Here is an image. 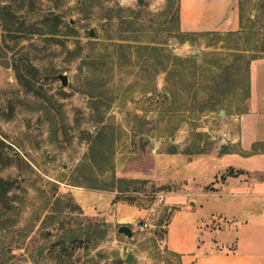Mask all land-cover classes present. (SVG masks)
<instances>
[{"label": "rangeland", "instance_id": "374dc122", "mask_svg": "<svg viewBox=\"0 0 264 264\" xmlns=\"http://www.w3.org/2000/svg\"><path fill=\"white\" fill-rule=\"evenodd\" d=\"M35 8L26 13L27 21L42 18L49 11L61 13L73 26L75 35H59L55 41L34 36L16 45L7 39L0 53V141L5 144L9 165H0V176L13 181L8 193L9 206L0 203V264H178V257L166 249L164 240L175 205L174 193L181 192L195 181H207L217 169L218 144L230 142L231 110L225 116L219 112L186 119L173 136L158 138L140 134L132 140L130 113L143 114L150 106L141 95L123 105L120 101L109 111L120 132L121 145L115 156L117 177L147 180L138 183L143 190L118 195L117 191L87 186L86 173L80 171L90 162L88 151L96 125L89 120L87 96L80 91V58L72 59L68 50L81 47L94 39L91 30L102 32L98 16L110 8L125 11L137 9L139 0H98L101 8L89 9L85 0H34ZM146 19H157L168 0H143ZM7 0H0V6ZM25 10V9H24ZM105 10V11H103ZM105 21L104 19L102 22ZM67 32L63 29L62 34ZM1 33V29H0ZM210 38L199 45L169 39L174 53L185 56L195 49H213ZM29 53L40 67V81L46 98L26 93L15 78L11 65L20 55ZM59 73L68 76L63 86ZM164 73L157 78L162 90ZM122 96V92L120 93ZM241 106V105H240ZM156 111L149 109L148 118ZM148 139L141 144L142 136ZM212 146L214 156L189 153L194 144ZM175 146L177 153L166 150ZM167 187L163 190L159 188ZM118 196H133L134 202ZM200 199L199 197L197 198ZM59 210L55 220L46 218L52 209ZM99 225L101 231L96 232ZM121 225L132 228V235L119 232ZM89 230V239L82 235L72 243L68 237ZM102 235L97 239L98 234ZM65 241L61 251L59 240ZM97 244L95 245V243ZM77 245L76 247H74ZM55 248V250H53ZM61 252L58 261L57 254ZM131 259L127 260V255Z\"/></svg>", "mask_w": 264, "mask_h": 264}, {"label": "trees", "instance_id": "16d2710c", "mask_svg": "<svg viewBox=\"0 0 264 264\" xmlns=\"http://www.w3.org/2000/svg\"><path fill=\"white\" fill-rule=\"evenodd\" d=\"M238 1L241 30L237 32L182 31L180 0H168L157 19H146V3L143 0H139L137 9L128 11L118 8L111 13V9L106 8L107 11L98 16L102 32L89 40L88 51L84 53L81 47L68 50L72 59L80 58L82 78H77L80 81L79 89L88 98L89 120L96 125L94 133L87 135L90 140V162H84L80 170L86 173L87 186L124 195L143 190L137 186L138 183H148L147 180L122 178L115 174L114 159L121 145V131L115 126L109 111L118 101L125 105L127 100H133L134 95H141L150 103L148 108L157 112L154 118H148L147 108L142 109L143 114L130 113V120L134 123L131 127L133 141L140 134L158 138L173 136L186 119H200L201 115L221 109H225L227 115L231 110L238 111L235 113L247 110L250 63L264 57V0ZM84 4L89 9L101 8L98 0H85ZM34 8V0H7L6 4L0 6L1 52L2 43L6 46L7 39L14 40L17 45L20 40L36 35L55 41L59 35L66 37L77 33L73 26L65 22L61 13L54 11L34 21H27L26 13ZM103 19L105 21L102 22ZM65 28L67 32L62 34ZM171 37L180 43L196 45H199L200 39L208 37L213 49L181 56L170 48ZM3 63L7 67L11 65L16 80L26 93L46 98L39 83L41 69L29 53L20 55L12 63L8 60ZM161 73L165 76L163 88L159 90L157 78ZM206 144H194L189 153H209L212 146L208 142ZM166 152L177 153V148L172 146ZM9 164L5 144L0 141V165ZM14 187L13 181L0 176V203L3 206H9L8 193ZM118 197L135 201L133 196ZM60 210L54 207L46 218L54 221ZM95 230L101 231L99 225L95 226ZM89 234V230H85L68 237L75 243L82 235L89 239ZM101 237L100 233L97 239ZM64 242L63 239L58 242L61 251L66 248ZM56 257L60 261L61 252ZM178 260V264H182ZM122 262L118 260L116 264Z\"/></svg>", "mask_w": 264, "mask_h": 264}, {"label": "crops", "instance_id": "0c3cea01", "mask_svg": "<svg viewBox=\"0 0 264 264\" xmlns=\"http://www.w3.org/2000/svg\"><path fill=\"white\" fill-rule=\"evenodd\" d=\"M179 16L184 32L241 30L238 0H180ZM246 107L212 176L170 198L164 243L182 264H264V57L250 63Z\"/></svg>", "mask_w": 264, "mask_h": 264}, {"label": "water", "instance_id": "95a60500", "mask_svg": "<svg viewBox=\"0 0 264 264\" xmlns=\"http://www.w3.org/2000/svg\"><path fill=\"white\" fill-rule=\"evenodd\" d=\"M90 35L92 37L94 36V30H91ZM199 52H200L199 49H195V50H193L191 52V54H197ZM58 77L60 78L62 85L64 87L67 86V84H68V76L66 74L59 73L58 74ZM219 114L221 116H225L226 115V110L225 109H221L219 111ZM147 139H148V137L146 135L142 136L141 144L144 145ZM226 145H227L226 143L220 142L218 144V150H219V152H222L226 148ZM118 231L119 232H122V233H125L127 236H131L132 235V228L130 226H128V225H121V226H119ZM130 259H131V254H128L127 255V260H130Z\"/></svg>", "mask_w": 264, "mask_h": 264}]
</instances>
